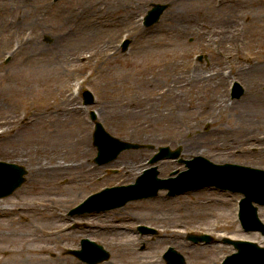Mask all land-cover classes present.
Masks as SVG:
<instances>
[{
    "label": "rangeland",
    "instance_id": "1",
    "mask_svg": "<svg viewBox=\"0 0 264 264\" xmlns=\"http://www.w3.org/2000/svg\"><path fill=\"white\" fill-rule=\"evenodd\" d=\"M46 2L48 10L44 18L45 27L36 34L41 48L54 43L55 35L49 27L57 25L58 9L65 5L67 0ZM151 3H167L169 6L156 23L151 27H145L140 17L146 15ZM112 4L113 8L108 11L111 24L104 25L111 47V57L107 61L97 62L95 58H90V51H85L79 54L73 64L59 69L58 75L50 69L48 76L36 75L35 71L30 81L25 75L26 71L20 73L23 75L19 79L18 76L11 78L12 92H19L15 99L26 106L22 112L26 117L40 107L54 106L69 96L71 103L79 108V114L74 119L78 128L87 135L91 152L87 157L90 165L88 172L82 174L86 179H83V185L72 190L75 186L69 185L66 179L62 178L57 181L58 188L54 194L44 196L38 193L31 181V166L26 158L20 159L0 151V159L21 164L28 171L23 186L11 196L2 199L5 207H8L0 209V233L7 235V240L0 245L7 249L17 248L23 251L11 257L8 253H0V264H83L66 254L67 249L78 248L83 237L95 240L109 250L110 259L101 264H165L162 254L168 246L180 251L185 257L186 264H218L234 250L232 246L223 243V237L249 240L264 247V235L259 232H244L236 219V202L241 196L228 191L220 192L211 187L189 191L175 197H168L165 191H160L155 198L128 202L117 209L74 217L67 215V211L81 202L87 194L95 193L105 186L122 185L133 181L138 172L135 173V170L129 167V163L136 161L146 165L147 158L160 146H168L171 149L181 147L182 157L187 159L192 155H201L215 163H236L264 169L262 130L257 131L260 139L256 142L254 151L248 149L245 153L244 148H239L222 155L219 150L213 149L212 144H207L215 125L230 126V122L225 119L230 113L223 116L215 115L213 119L200 124L198 137L188 150L186 142L183 141L146 140V134L138 130L133 118L123 119L117 116L112 118L110 108L106 111L105 120L96 118L104 129L118 139L147 146L123 151L116 161L108 165L99 166L93 162L96 148L92 144L93 123L90 120V113L94 112L96 116L101 104L115 103L125 94L133 79L151 74L157 68L174 62L181 66L212 70L228 62V55H234L237 51L245 56L264 55V21L261 25L250 23V15L264 13V9L257 7L258 5L250 7L248 11L239 12L237 23L242 26L243 35L238 45L228 42L223 45L214 43V46H211L203 37L191 36L188 33L176 37L165 30L171 17L170 0H145L140 7L132 9L122 7V4H126L125 0H112ZM117 9L119 10L113 11ZM130 12L138 27L143 30L135 37L127 34V21L122 23L114 20L118 15L127 17ZM13 33L15 32L10 34ZM5 37L7 38L8 34H5ZM123 39L129 40L125 52L120 49ZM218 51H225V56L219 55ZM198 55L202 57L201 61L197 60ZM12 60L10 56H3L0 59V88L3 86L1 84L3 76L10 71ZM31 67H34V63H31ZM232 75L233 73L224 83L218 85L217 90L223 92L229 102L239 103L244 94L239 98H232L229 88L233 82H237L245 90L246 83ZM75 83H79V86L76 87ZM28 88H31V92L27 95L25 92L29 90ZM77 88L80 93L76 95L73 92ZM85 90L93 94L94 102L90 105L82 103V92ZM212 121L214 122L211 123ZM235 122L237 123L236 119ZM160 132L169 139L174 134L169 131ZM236 136L235 132L231 135ZM167 162L168 168L164 164ZM122 163L125 166H120ZM157 167L160 177H167L175 169H184V165L179 163L178 159H163L157 163ZM114 169L116 171H111ZM72 174L69 172L68 177ZM78 174L79 171L76 175ZM258 216L264 222V207H259ZM137 224L154 227L158 234L150 233L140 237L135 230ZM191 232L209 234L214 241L209 244L187 243L185 235ZM36 234L40 236L38 241L33 240ZM43 234L49 236L44 237ZM260 240H263L262 243Z\"/></svg>",
    "mask_w": 264,
    "mask_h": 264
},
{
    "label": "bare ground",
    "instance_id": "2",
    "mask_svg": "<svg viewBox=\"0 0 264 264\" xmlns=\"http://www.w3.org/2000/svg\"><path fill=\"white\" fill-rule=\"evenodd\" d=\"M125 1L122 7L132 9L140 7L145 0ZM170 1L171 17L165 30L176 37L187 33L203 37L211 46L228 42L238 45L243 35L242 26L237 23L239 12L248 11L254 5L264 9V0ZM112 8V0H67L58 9L57 25L49 27L55 35L54 43L41 48L36 34L45 27L46 0H0V59L8 53L13 59L10 71L1 80L0 151L20 159L26 158L31 166V181L38 193L44 196L53 195L58 188L57 181L62 178L75 186L72 190L83 185L86 179L82 174L87 173L90 166L87 162L91 152L88 137L75 122L79 108L71 103L69 96L54 106L40 107L30 116H23L26 106L15 99L19 92H12L11 78L18 76L19 79L23 75L20 73L26 71L30 81L35 71L36 75L48 76L50 69L58 75L62 68L73 64L85 51H90V58L97 62L107 61L111 57V47L104 25L111 24L108 11ZM114 20L127 21V34L133 37L143 32L134 21L132 12L127 17L118 15ZM263 21L264 13L250 15L251 24L261 25ZM11 32L15 33L11 35ZM5 34H8L7 38ZM225 51H218V54L224 57ZM231 73L232 77L241 78L246 83L239 103L229 102L226 95L217 90ZM263 84L264 55L245 56L237 51L228 55V62L212 70L174 62L133 79L125 94L113 104H101L96 116L105 120L106 111L110 108L112 118H133L138 130L146 134V140L183 141L189 150L198 137L200 124L215 115L230 113L225 116L230 126L215 125L207 144H212L213 149L222 155L239 148H244L246 153L248 149L254 151L260 139L258 129L264 132ZM30 92L31 88L25 93L28 95ZM160 131L174 134L169 139ZM234 132L237 136L231 137ZM164 164L168 168L169 163ZM129 167L136 173L144 165L131 161ZM77 171L80 174L76 175ZM69 172L73 176L68 177ZM3 207L2 201L0 209ZM39 237L36 234L33 240L38 241ZM5 240L7 235L0 233V243ZM260 241L262 243L263 240ZM22 251L0 245V253H8L10 257Z\"/></svg>",
    "mask_w": 264,
    "mask_h": 264
},
{
    "label": "water",
    "instance_id": "3",
    "mask_svg": "<svg viewBox=\"0 0 264 264\" xmlns=\"http://www.w3.org/2000/svg\"><path fill=\"white\" fill-rule=\"evenodd\" d=\"M165 7V5H154L153 9L149 12V15L147 16V25H150L155 22L158 19L159 15L162 13V11L165 9ZM127 43L128 42L124 44V48L126 47ZM87 101L90 102L91 97L90 99H87ZM94 142L95 145L98 147L99 152L98 158L96 159V162L98 163L113 159L119 152L124 149L140 147L136 144L120 142L116 139H113L103 131L100 124H97V130L96 132H94ZM167 149L161 148L160 154L157 155V157H155L153 161H156L161 157H172L177 154V152L171 153ZM0 168V197H3L13 192V190L16 189V187L20 186V184L24 181L23 175H25V169L14 164L5 163L4 161L0 162ZM196 168L197 162L191 166L190 171L192 172ZM222 169L238 173L239 178L235 181L224 180L223 183L221 181H209V183H214L224 188H231V190L235 191H242L245 195V198L242 200L241 205V219L245 224L246 228L258 229L259 221L256 217L255 208H251L250 204L252 201H255L256 203L261 205L264 204V185L262 184V182H264V172L256 169H250L249 167H238L233 165H224L222 166ZM154 176V173L150 174V177L152 179H154ZM156 182H159L160 187L171 189L170 194L181 192L189 187L183 186L177 189L172 184L167 185L160 181ZM201 182L202 181L195 182L194 184H199ZM159 185H157L156 187H154V189L148 192H138V194H133L129 197L122 198V200L115 206L123 205L126 201L130 199H139V197L154 195ZM95 197L96 196L91 197L89 201L95 199ZM81 211H83V209L77 206V208L72 209L70 211V214H78ZM194 239L197 240L196 237H194ZM233 243L235 244L236 249H238V253L234 254V256L232 255L231 257H228L225 264H241V262L238 261L236 258L243 257L244 260V255L247 253L253 255L254 260H244V262H246L244 264H259L264 262L261 261L264 260V249L256 248L257 246L255 244L249 242L233 241ZM82 244L83 249L81 251H72V253L78 256L81 260L86 261L89 264H95L108 258V253L105 252L101 246H96L86 240H83ZM256 257H258L259 260L255 259ZM165 259L167 261V264H184L182 257H180L177 253L171 251L170 253L165 255Z\"/></svg>",
    "mask_w": 264,
    "mask_h": 264
}]
</instances>
